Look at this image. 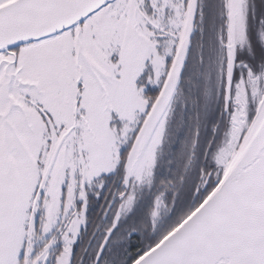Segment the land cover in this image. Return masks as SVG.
Instances as JSON below:
<instances>
[{
    "label": "snow or ice",
    "instance_id": "1",
    "mask_svg": "<svg viewBox=\"0 0 264 264\" xmlns=\"http://www.w3.org/2000/svg\"><path fill=\"white\" fill-rule=\"evenodd\" d=\"M0 264H264V0H0Z\"/></svg>",
    "mask_w": 264,
    "mask_h": 264
},
{
    "label": "rangeland",
    "instance_id": "2",
    "mask_svg": "<svg viewBox=\"0 0 264 264\" xmlns=\"http://www.w3.org/2000/svg\"><path fill=\"white\" fill-rule=\"evenodd\" d=\"M167 159V149H165V153L162 156V162Z\"/></svg>",
    "mask_w": 264,
    "mask_h": 264
},
{
    "label": "trees",
    "instance_id": "3",
    "mask_svg": "<svg viewBox=\"0 0 264 264\" xmlns=\"http://www.w3.org/2000/svg\"><path fill=\"white\" fill-rule=\"evenodd\" d=\"M164 153H165V151H164Z\"/></svg>",
    "mask_w": 264,
    "mask_h": 264
}]
</instances>
